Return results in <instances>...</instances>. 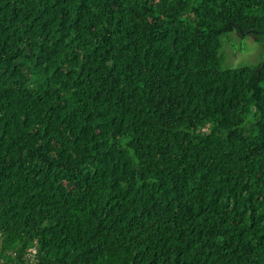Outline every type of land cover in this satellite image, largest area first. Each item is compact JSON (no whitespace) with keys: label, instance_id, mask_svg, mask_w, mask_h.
<instances>
[{"label":"trees","instance_id":"16d2710c","mask_svg":"<svg viewBox=\"0 0 264 264\" xmlns=\"http://www.w3.org/2000/svg\"><path fill=\"white\" fill-rule=\"evenodd\" d=\"M264 0H0V264H264Z\"/></svg>","mask_w":264,"mask_h":264},{"label":"rangeland","instance_id":"374dc122","mask_svg":"<svg viewBox=\"0 0 264 264\" xmlns=\"http://www.w3.org/2000/svg\"><path fill=\"white\" fill-rule=\"evenodd\" d=\"M221 39L224 68L256 67L264 61V46L254 37L241 36L233 32L222 36Z\"/></svg>","mask_w":264,"mask_h":264}]
</instances>
